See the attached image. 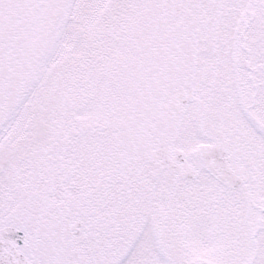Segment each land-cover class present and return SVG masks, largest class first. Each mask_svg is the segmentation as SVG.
I'll return each mask as SVG.
<instances>
[{"label":"snow or ice","instance_id":"snow-or-ice-1","mask_svg":"<svg viewBox=\"0 0 264 264\" xmlns=\"http://www.w3.org/2000/svg\"><path fill=\"white\" fill-rule=\"evenodd\" d=\"M0 264H264V0H0Z\"/></svg>","mask_w":264,"mask_h":264}]
</instances>
